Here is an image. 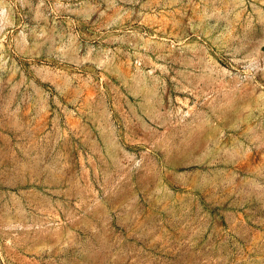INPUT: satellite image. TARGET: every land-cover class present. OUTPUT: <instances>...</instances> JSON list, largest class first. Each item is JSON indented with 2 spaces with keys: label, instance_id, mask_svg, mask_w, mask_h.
<instances>
[{
  "label": "rangeland",
  "instance_id": "rangeland-1",
  "mask_svg": "<svg viewBox=\"0 0 264 264\" xmlns=\"http://www.w3.org/2000/svg\"><path fill=\"white\" fill-rule=\"evenodd\" d=\"M0 264H264V0H0Z\"/></svg>",
  "mask_w": 264,
  "mask_h": 264
}]
</instances>
